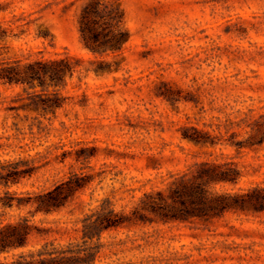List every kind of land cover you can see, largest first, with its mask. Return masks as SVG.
<instances>
[{
    "label": "rangeland",
    "instance_id": "rangeland-1",
    "mask_svg": "<svg viewBox=\"0 0 264 264\" xmlns=\"http://www.w3.org/2000/svg\"><path fill=\"white\" fill-rule=\"evenodd\" d=\"M88 1L0 0V62L79 63L55 113L23 108L40 87L0 81V229L24 217L40 229L0 262L45 245L96 244L98 264H264V212L168 222L134 215L147 194L168 193L206 160H233L243 172L237 186L217 191L264 186V0H123L131 40L122 55L84 46ZM106 63L111 71L98 73ZM187 126L220 144L196 146L182 137ZM75 173L90 182L56 212L3 204ZM110 209L129 220L86 241L85 220Z\"/></svg>",
    "mask_w": 264,
    "mask_h": 264
},
{
    "label": "trees",
    "instance_id": "trees-1",
    "mask_svg": "<svg viewBox=\"0 0 264 264\" xmlns=\"http://www.w3.org/2000/svg\"><path fill=\"white\" fill-rule=\"evenodd\" d=\"M80 30L84 46L92 53L122 55L131 40L123 0H89L81 11ZM112 65L106 63L107 69H97V72L111 71ZM78 66L79 63L72 62L70 57L27 63L23 60L3 61L0 62V81L32 89L40 87V92L31 95L32 103L23 108L55 113L64 104L60 89L67 85L68 78L75 75ZM50 88L55 90L50 92ZM182 137L201 148H214L220 144L217 136L196 126L184 127ZM263 142L264 135L258 143ZM229 145L242 147L243 143L231 141ZM193 168L192 176L182 175L175 180L168 193L158 191L147 194L141 207L135 210V218L144 220L152 214L166 222L194 219L208 221L229 212H264V186L224 192L216 190L219 185L237 186L241 181L243 172L235 161L206 160L195 164ZM89 182L75 173L49 190L28 199L10 196L3 204L10 208L16 203L20 207L31 205L35 208L33 216L37 213L50 214L65 207ZM127 218L114 209L90 216L85 220L84 238L92 241L103 231L125 224L129 220ZM35 232H40V229L28 217L5 225L0 229V254L26 246L29 237ZM100 252V245L96 244L45 245L37 252L21 254L12 261L0 264H98Z\"/></svg>",
    "mask_w": 264,
    "mask_h": 264
}]
</instances>
